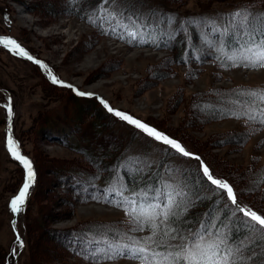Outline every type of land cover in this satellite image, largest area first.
Wrapping results in <instances>:
<instances>
[{
	"label": "rangeland",
	"instance_id": "obj_1",
	"mask_svg": "<svg viewBox=\"0 0 264 264\" xmlns=\"http://www.w3.org/2000/svg\"><path fill=\"white\" fill-rule=\"evenodd\" d=\"M243 9L259 16L264 0H0V37L16 40L33 57L0 45V264L4 252L11 264H140L107 259L113 244L106 239L145 242L148 231H133L127 212L142 206L148 211L156 203L163 209L166 186H198L195 158L145 139L106 115L96 98L182 139L193 157L203 155L218 175L234 182L240 206L264 213V125L243 115L264 104L241 94L264 89V69L232 67L228 57H238L244 44L225 48L221 40L237 28L231 14ZM130 31L137 32L131 42ZM161 37L170 49L157 47ZM188 42L197 49L190 51ZM49 70L62 82L55 85H71L92 99L51 86ZM8 135L34 162L35 182L20 213L10 210V202L25 179L15 191L22 171L5 152ZM134 166L142 172L161 167L162 190L151 200L136 202L115 190L121 168ZM107 177L116 181L113 188L90 186ZM200 190V197L214 198L227 211L228 225H241L245 238V219L224 208L222 194ZM74 236L87 240L78 237V246Z\"/></svg>",
	"mask_w": 264,
	"mask_h": 264
},
{
	"label": "snow or ice",
	"instance_id": "obj_2",
	"mask_svg": "<svg viewBox=\"0 0 264 264\" xmlns=\"http://www.w3.org/2000/svg\"><path fill=\"white\" fill-rule=\"evenodd\" d=\"M108 15H113V13H108ZM128 19H131V17H128ZM91 22L95 23L94 20ZM231 22L242 33L248 30L247 43L240 55L238 57H228L232 61L231 66H242L253 70L264 69V31H262L260 39L257 40L254 38L256 34L251 30L252 18L247 9L237 10L232 13ZM259 23L264 25V17L260 18ZM128 35L130 37L129 42H131L136 39L137 32L130 31ZM145 42L143 38L140 39V43ZM0 45H3L9 51L13 52V54H18L29 60H33V57L12 38L0 37ZM34 62L42 68L47 67L39 60H35ZM49 75L53 84L62 83L54 75H51L50 70ZM64 86L72 87L71 85ZM76 94L79 96L92 95L91 93L81 91H77ZM241 94L252 97L253 102L259 101L264 104V89L259 91L248 90L246 93L242 92ZM101 103L104 104L108 112L113 113L122 121L133 125L148 137L170 146L177 153L185 157L193 156L192 153L188 152L175 139L133 118L131 115L111 108L103 100H101ZM7 114L9 119H11L13 109L10 104L7 106ZM243 115L246 116L249 122H258L264 125V108H260L258 111L256 109H250L249 112ZM7 148L14 159L20 162L26 173L25 181L19 193L10 202V210L13 213H20L29 197L30 188L35 182V172L32 162L21 154L18 143L11 135L7 137ZM194 158L198 161L201 159L199 156H195ZM201 168L203 176L207 178V181L211 185H214L216 190H221L222 193H226L227 200L231 201V204L235 206L232 209V215L235 216L239 212L246 218L244 224L248 229V233L245 238L239 241L233 240L230 235V228L227 231H220L219 229L215 232L208 231V225L204 223L201 224L200 229L196 231L189 229L188 235H184L183 229L178 226L172 227V225L178 224L180 217L187 211L189 204L187 199L188 194L183 188L166 186L170 190L167 192V204L163 209H161L159 203H156L148 205V211H145L142 206L138 212L136 209L127 212L132 218L130 222L135 225L132 229L133 231H140L145 226H148L152 235L148 236L144 243L134 241L132 245H109V251L105 253L106 258L116 259L126 257L139 260L140 264H264V215L258 214L257 211L250 208L240 206L233 187L227 181L214 178L208 166L204 165L202 161ZM160 195L164 194L160 193ZM178 196L182 198L179 201L176 199ZM155 198L159 200L160 197L158 195ZM126 202L133 203L132 201ZM117 206L119 207L120 205ZM212 227H215V225H212ZM225 227L227 228V226ZM17 240L19 241L20 248H23L24 244L22 239L18 236ZM161 248L163 251H157V249ZM258 248L260 249L259 253L256 252ZM15 252L16 250L14 249L13 255H15Z\"/></svg>",
	"mask_w": 264,
	"mask_h": 264
},
{
	"label": "trees",
	"instance_id": "obj_3",
	"mask_svg": "<svg viewBox=\"0 0 264 264\" xmlns=\"http://www.w3.org/2000/svg\"><path fill=\"white\" fill-rule=\"evenodd\" d=\"M126 12V11H124ZM263 14L259 15V16H255L254 18H252V25H251V30L253 32H255V39H260L261 38V33L262 31H264V25H261L259 23L260 18L264 17V12H261ZM163 17L165 18V15H163ZM234 30V32L231 31V33L228 31L222 38V44L224 45L225 48H230L232 46H236L237 44H244L243 46L246 45L247 43V35H248V30H245L243 33L241 32L240 29L238 28H231ZM177 33L175 34V37H177V35L180 32V29H176ZM197 38L202 40V45L205 46V39H203V35H200L198 33ZM167 38L161 37L159 39V43L157 47H163V48H167L170 49L171 46L169 45H165V40ZM188 47L189 50L194 51L197 49V47L191 45L188 42ZM203 47L201 46L200 49H202ZM186 52V51H185ZM197 52H199L197 50ZM215 54V53H213ZM178 58H183L184 53L182 52V49H179V52L177 53ZM195 54L192 53V57H194ZM195 58H197V56H195ZM51 86L59 89V90H69L71 92V94L75 97V98H79V99H92V97L90 96H79L77 95V91L74 90L72 87H66L64 85H55L53 83H49ZM96 98V97H94ZM96 101V103L101 107V109L103 110V112L106 115H109L111 117H113L114 119L116 118V120L127 126L130 127L134 130H136L137 128H135L133 125L128 124L126 121H122L121 119L119 120L118 117L114 116L113 114H111L110 112L107 111V109L104 107V104L101 103V100L99 99H94ZM153 128L157 129L158 131L166 134L168 137L175 139L176 141L180 142L181 144H185L186 143L179 138H176L170 134H168L167 132L159 129L157 126L152 125ZM139 130V129H137ZM141 136H143L145 139H148L152 142H154L156 145L159 146H164L167 150H170L171 152L176 153L177 155L181 156L184 159H189V160H193L196 161L194 159L193 156L191 157H185L179 153H177L174 149H172L170 146L168 145H164L162 142L160 141H156L151 137H148L145 133H143L141 130H139V133ZM7 154V157L9 160L15 162L21 172V176H20V181L17 184V187L15 189V191H17L20 187V185L23 183L24 179H25V172H24V168L20 163H17L16 159H14V157L9 154V152H7V150L5 151ZM26 156L29 158V160L32 162L33 168H34V162L32 161L31 157L25 152ZM200 157L201 160L203 162L204 165H207L208 168L210 169L211 173L213 174L214 177L222 179L224 181H227L234 189V192L236 193L237 197L240 198L239 196V192L237 190V187L235 186L234 182L230 179L227 178L225 176H221L218 175L215 170L213 169L212 165L204 158L203 155L197 153ZM197 164V170H198V177L196 176L195 179H197V184L198 186L195 188V190H190L187 185H181V187L179 188H183V190L188 194L187 199L189 196L194 195L196 198L193 201H189L188 207H187V211L180 217V222L178 224H173L172 227H180L181 229L184 230V235H188V230L191 229L192 231H196L198 229H200V226L202 223L207 224L208 225V231H212V230H223V231H227L228 228L231 229V237L233 240L239 241L245 234V230H242V227L240 224L236 223V226L234 227L235 223H232L230 221V224L228 225V213L227 211H225L222 207H217L215 205V200L211 199L209 200L208 197H204V196H199V192L201 191L200 188L201 186H203L204 188H206L207 190H213L216 193H220L222 194L223 200L222 203H224V208H234L235 206L231 204V201L227 200V196L226 193H222L221 190H216L214 185H211V183L209 181H207V178L203 176V171L201 168V162L199 163L198 160L196 161ZM113 167H115L117 169V163L113 165ZM121 172H122V181H120V183H118V186H115V190H118V192L122 193V194H126L127 196H129L131 199H134L136 202H142V201H148L151 200V197L157 195L159 192H161V188H162V171H161V167L158 166L154 169H150L147 171L142 172L140 168L138 167H131L130 169L127 168H121ZM117 171H115L116 173ZM106 179V178H105ZM98 180L95 181V183H91L90 186L96 187V189L100 192L103 191L104 189L107 188H113L110 187L112 186V184H116V181H110L109 177H107V179L105 180ZM95 180V179H94ZM109 180V181H107ZM176 199L179 201L180 199H182L181 197H176ZM241 200V199H240ZM245 205H248V203H244ZM221 206V205H220ZM254 211H257L258 214L264 215V213H262L261 211H259L257 208L254 207H248ZM238 218L244 220L246 219L245 217H243L242 213L238 212ZM212 225H215V227H212ZM228 225V226H227ZM227 226V228L225 227ZM144 230H147L148 233L147 235H145V237L151 236L152 232L150 230V228L148 226H145L143 228ZM78 237L80 239H82V241H85L87 239L81 237V236H74L73 240L75 242H77L76 240L78 239ZM106 242L111 243L113 245H118L120 244V242H127L125 241V239H121L120 237H108L106 239ZM141 243H144L142 241H140ZM78 243V242H77ZM173 243H175V241H173ZM133 243H130V245H132ZM79 246V243L77 244ZM85 245V243H84ZM157 251H163V249H157ZM257 252V251H256ZM258 253V252H257ZM8 252H4V254H2V264H11L12 262L9 260L8 258Z\"/></svg>",
	"mask_w": 264,
	"mask_h": 264
},
{
	"label": "water",
	"instance_id": "obj_4",
	"mask_svg": "<svg viewBox=\"0 0 264 264\" xmlns=\"http://www.w3.org/2000/svg\"><path fill=\"white\" fill-rule=\"evenodd\" d=\"M8 101H9V104L11 105V103H10V102H11L10 98H9V100H8ZM8 120H9V124H8V130H9V133H11V132H10V130H11V124H10V120H11V119H9V117H8ZM16 235H17V237H18V233H17V231H16Z\"/></svg>",
	"mask_w": 264,
	"mask_h": 264
}]
</instances>
